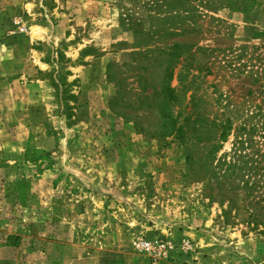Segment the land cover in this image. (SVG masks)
I'll use <instances>...</instances> for the list:
<instances>
[{
    "label": "rangeland",
    "instance_id": "obj_1",
    "mask_svg": "<svg viewBox=\"0 0 264 264\" xmlns=\"http://www.w3.org/2000/svg\"><path fill=\"white\" fill-rule=\"evenodd\" d=\"M257 107L264 0H0V264H264Z\"/></svg>",
    "mask_w": 264,
    "mask_h": 264
},
{
    "label": "trees",
    "instance_id": "obj_2",
    "mask_svg": "<svg viewBox=\"0 0 264 264\" xmlns=\"http://www.w3.org/2000/svg\"><path fill=\"white\" fill-rule=\"evenodd\" d=\"M177 50H178V48L174 49V51H171L170 53H168L167 56L169 58H172V57H175L176 58V56L178 57L179 53H178ZM171 63H172V61L170 60L169 67L167 68V70H166L167 72L165 74V79L166 78H169L170 79L169 81H171V79L173 78L174 71L176 70V66L172 67ZM162 92L166 94V96L169 98V100H171V102L174 101V97H173L174 91H173L172 87L170 86V83H169V85L167 84V86L164 87V89H163ZM262 107H257V109L259 110L258 115L261 116V119L263 120V124H264V111H263ZM189 120H191V119H189ZM203 120H204V122H203V125L202 126L196 127V125H195V130L198 133H201L202 132V134H204V135H210V134L213 133L214 129H217L218 130V128H221L222 127L220 125H217V123H211L210 124L209 123V120L207 118L206 119H203ZM192 121H193L192 123L195 122V120H192ZM182 128H180V132L183 131ZM222 129L227 130V128H225V127H222ZM226 134L227 133H223L221 137L222 138L223 137H227ZM259 158H261V159H259ZM251 171H255L254 174L257 175V176H259V179H260V181L263 182V186H264V152L263 153H260V154H258L256 156V159L254 160V162H253V164L251 166ZM257 203H264V195H263V197H261L258 200Z\"/></svg>",
    "mask_w": 264,
    "mask_h": 264
},
{
    "label": "built area",
    "instance_id": "obj_3",
    "mask_svg": "<svg viewBox=\"0 0 264 264\" xmlns=\"http://www.w3.org/2000/svg\"><path fill=\"white\" fill-rule=\"evenodd\" d=\"M146 245H144L143 247H145Z\"/></svg>",
    "mask_w": 264,
    "mask_h": 264
}]
</instances>
